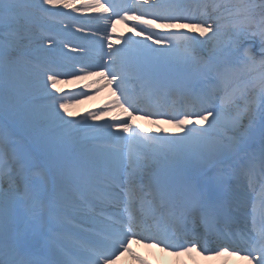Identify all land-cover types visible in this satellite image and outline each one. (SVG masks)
Returning <instances> with one entry per match:
<instances>
[{"label": "snow or ice", "instance_id": "1", "mask_svg": "<svg viewBox=\"0 0 264 264\" xmlns=\"http://www.w3.org/2000/svg\"><path fill=\"white\" fill-rule=\"evenodd\" d=\"M78 12L105 24L73 31ZM117 20L134 35L113 42ZM103 88L115 99L74 118ZM169 96L179 109L153 103ZM189 224L223 241L214 255L264 264V0H0V264H148L133 240L205 251L175 243Z\"/></svg>", "mask_w": 264, "mask_h": 264}, {"label": "bare ground", "instance_id": "2", "mask_svg": "<svg viewBox=\"0 0 264 264\" xmlns=\"http://www.w3.org/2000/svg\"><path fill=\"white\" fill-rule=\"evenodd\" d=\"M65 11H69V10H65ZM73 15L80 18L73 25V31L75 30L76 27H79L82 24L85 25L86 28H92V29H95L97 27H103L105 24V21L103 20L97 22L94 19V17L98 15L97 13H94V12H78V13H73ZM109 30H110V26H109ZM129 34H133L130 32L129 24L120 22L119 20H117L116 21V33L113 36V42H115L117 36H126ZM61 79H62V83L59 84L58 87L63 89L64 93L79 92L80 90H82L83 84L89 82L86 80L85 81H74L68 77H62ZM99 87H101L100 84L94 86V88H99ZM64 93H60L58 95H63ZM112 93H113V89L111 88H103V90L98 91V92L93 91L91 92V94L88 96L87 99H79L78 101L72 102L70 104L69 111H71L73 113V117L78 120L82 115H85L90 110L92 111L103 110L106 104L110 103L113 99H115ZM162 98L163 97L154 99L153 103L154 104L158 103L162 105L164 109H167L168 107L164 106L165 103L163 102ZM174 98L177 99L175 107L180 108L181 102H180L179 97H174ZM114 117L122 118L123 117L122 110L112 109L110 111H107V114L102 116V119L100 121L89 120V123L106 124L108 122H111L112 118ZM66 119H69V118L66 117ZM135 123L139 124L141 128L148 129L157 134H174V131L176 130V126L173 123H169L167 119H160L158 122L154 123L153 119H145L142 116H138ZM161 130L163 131L161 132ZM240 227L243 228L244 227L243 224H241ZM210 236H211V233L210 235H208V237ZM130 247L132 248V252L136 256H139L143 260L147 261L148 264H171L172 262L171 258H174V255H172L171 252H168V250H164L162 247L158 246L157 244L151 243V244H144V245L138 246L134 244V240H133L131 242ZM208 257L209 256L207 255L194 256L193 254L186 253V254L179 255V261L177 264H204L203 261L205 259H208ZM222 260H225L224 256L223 257L213 256L212 261H210L209 264H221ZM116 264H139V261L135 259L132 254L123 253L119 255V258L116 260ZM227 264H249V260H244L242 263H240L238 260L234 261L232 259L231 261H228Z\"/></svg>", "mask_w": 264, "mask_h": 264}, {"label": "rangeland", "instance_id": "3", "mask_svg": "<svg viewBox=\"0 0 264 264\" xmlns=\"http://www.w3.org/2000/svg\"><path fill=\"white\" fill-rule=\"evenodd\" d=\"M209 22H211V20H209ZM160 31L162 32V33H164V32H166V31H164V30H162V29H160ZM190 35H192L193 33H189ZM196 35H198V33H195ZM177 132V129L174 131V133H176ZM210 254H213L212 252H209ZM214 255V254H213ZM212 256V255H211ZM214 256H216V255H214ZM178 257V256H177ZM177 257H174V258H172V262H171V264H176L177 263V261H178V259H177ZM234 260V261H237L239 258H232V257H225V260L223 261V264H227V262L228 261H231V260ZM243 259L241 258V259H239L238 261L239 262H241ZM210 263V259H208V260H205L204 261V264H209ZM231 263V262H230ZM252 264H255V262L253 261L252 262Z\"/></svg>", "mask_w": 264, "mask_h": 264}]
</instances>
